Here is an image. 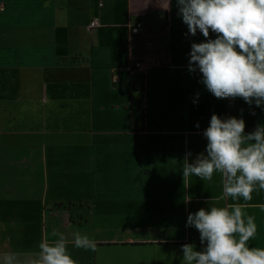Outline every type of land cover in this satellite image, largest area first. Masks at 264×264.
Segmentation results:
<instances>
[{
	"label": "crops",
	"instance_id": "obj_1",
	"mask_svg": "<svg viewBox=\"0 0 264 264\" xmlns=\"http://www.w3.org/2000/svg\"><path fill=\"white\" fill-rule=\"evenodd\" d=\"M0 5V252L27 257L59 232L77 264H184L182 244L201 248L187 215L206 201L242 204L249 246L264 248V191L221 201L220 173L182 175L213 113L245 133L264 124V108L218 99L188 71L191 43L215 33L188 34L176 0ZM77 232L95 250L75 247Z\"/></svg>",
	"mask_w": 264,
	"mask_h": 264
},
{
	"label": "clouds",
	"instance_id": "obj_2",
	"mask_svg": "<svg viewBox=\"0 0 264 264\" xmlns=\"http://www.w3.org/2000/svg\"><path fill=\"white\" fill-rule=\"evenodd\" d=\"M176 3L188 34L195 36L198 30L205 38L209 30L216 34L214 39L191 43L188 71H198L200 82L218 99L239 97L264 108V0ZM165 9L170 10V0ZM202 135L207 140L204 151L194 158L187 152L182 159L183 178L212 181L213 174L220 173L221 201L225 197L250 201L254 191H264V124L245 133L243 118L222 119L213 113ZM206 204L207 208L187 215L186 226L198 230L201 248L196 250L194 243L182 244L184 264H264V248L249 246L257 226L255 218L242 210L243 205ZM52 237L41 240L27 257L0 252V264H77L68 251L67 238L59 232H53ZM73 245L96 248L94 240L79 232L74 234Z\"/></svg>",
	"mask_w": 264,
	"mask_h": 264
},
{
	"label": "built area",
	"instance_id": "obj_3",
	"mask_svg": "<svg viewBox=\"0 0 264 264\" xmlns=\"http://www.w3.org/2000/svg\"><path fill=\"white\" fill-rule=\"evenodd\" d=\"M2 10H3V6L0 5V12H1ZM96 25H97L96 20H92V21L90 22V24H89V26H90L91 28L96 27ZM136 28L139 30V29H140V24H136ZM128 69H129L130 71L141 72V71L144 70V67H143L141 64H139V63L136 62V63H134L133 65H129V66H128ZM132 88L135 89V90H137V89H142V88H141V84H138V83H134V84L132 85Z\"/></svg>",
	"mask_w": 264,
	"mask_h": 264
}]
</instances>
